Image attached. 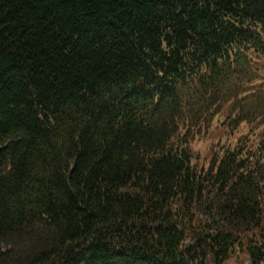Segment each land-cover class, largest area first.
Returning <instances> with one entry per match:
<instances>
[{
    "label": "trees",
    "instance_id": "1",
    "mask_svg": "<svg viewBox=\"0 0 264 264\" xmlns=\"http://www.w3.org/2000/svg\"><path fill=\"white\" fill-rule=\"evenodd\" d=\"M0 264H264V0H0Z\"/></svg>",
    "mask_w": 264,
    "mask_h": 264
},
{
    "label": "rangeland",
    "instance_id": "2",
    "mask_svg": "<svg viewBox=\"0 0 264 264\" xmlns=\"http://www.w3.org/2000/svg\"><path fill=\"white\" fill-rule=\"evenodd\" d=\"M223 132L220 129L216 128V124H214V129H210L209 131H202L196 141L194 143L195 150L202 152L203 159L210 157V147L213 145L214 142L218 141L219 139H227V137H223Z\"/></svg>",
    "mask_w": 264,
    "mask_h": 264
}]
</instances>
